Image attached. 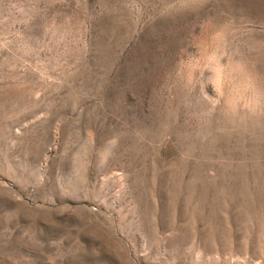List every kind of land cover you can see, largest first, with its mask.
<instances>
[{
	"label": "rangeland",
	"instance_id": "rangeland-1",
	"mask_svg": "<svg viewBox=\"0 0 264 264\" xmlns=\"http://www.w3.org/2000/svg\"><path fill=\"white\" fill-rule=\"evenodd\" d=\"M0 264H264V0H0Z\"/></svg>",
	"mask_w": 264,
	"mask_h": 264
}]
</instances>
